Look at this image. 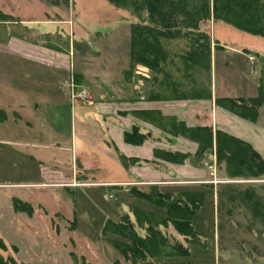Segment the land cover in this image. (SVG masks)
I'll list each match as a JSON object with an SVG mask.
<instances>
[{"label":"rangeland","instance_id":"obj_1","mask_svg":"<svg viewBox=\"0 0 264 264\" xmlns=\"http://www.w3.org/2000/svg\"><path fill=\"white\" fill-rule=\"evenodd\" d=\"M145 17L144 12L137 14L107 0H0V97L28 101L34 97V86H40L48 100L40 103L38 109H25L24 113L31 112L33 118L41 117L43 121L45 118L47 124L52 123L56 134L67 137L64 143H69L72 135L78 143L76 134H79L81 144L88 146L74 156L70 150H61L62 159L73 168L61 181L55 178L56 173L48 171L44 179L48 186L0 185V240L4 246L0 248V255L4 259H12L14 264H133L110 241L127 240L113 233L104 234V222L118 221L124 210L132 212L134 207L165 216V211L136 196V190L147 191L149 185L130 189L105 182L110 177L118 178L121 166L106 164L117 158L111 150L109 157L105 149L109 142L104 139L101 127H108L107 116L100 113L94 118L93 101L89 100H96L92 95L97 90H102L99 100L124 101L131 97L143 105L155 100L149 98L151 87L156 86L154 72L141 63L129 64L130 25ZM199 28L210 39V73L196 69L193 74L197 86L209 88L211 97L157 100H163L159 103L164 105H160L162 109L174 110L176 119L188 115L192 121L215 122L211 127L219 128L225 123L232 128V122L224 117L223 110H229L217 105L213 97L257 94L259 77L264 71V38L212 18L200 23ZM176 65L182 68L181 63ZM126 70H130L129 77ZM77 72L84 76L82 82L74 79ZM176 78L186 82L182 73ZM12 80L15 82L11 86ZM87 81L90 85L95 81L98 86L91 87ZM71 84L76 90L85 88L88 98L73 104L65 102L63 98L66 93L70 97ZM186 99L191 104L198 103L202 111L190 112L188 108L178 113V104L182 106ZM212 100L215 108L219 107L218 114L214 113ZM126 106L130 107L114 103L112 117L122 123L123 112L127 110L121 108ZM90 117L98 123L88 124ZM7 132V129L0 130V137H5ZM251 132L260 135L264 132V105L258 108ZM19 133L13 129L12 136L17 137ZM3 140L0 141L1 180L9 183L44 178L38 163L24 156L30 152L29 147ZM252 142L258 146L255 140ZM259 143L264 146V140L260 139ZM262 148L259 153L264 158ZM190 161L172 167L165 177L170 183L187 181L184 185H167L173 192L205 194L204 203L194 218L195 229L200 234L189 240L170 224L160 226L169 235L170 245L164 247L166 254L142 264H264V175L229 177L211 155ZM51 169L58 167L51 166ZM69 174L74 177L75 185H69L72 181L66 180ZM246 189L263 205L258 208V214L240 198ZM129 216L134 218L132 214ZM139 232L143 234L142 230ZM176 241L186 248L185 252L171 246Z\"/></svg>","mask_w":264,"mask_h":264},{"label":"trees","instance_id":"obj_2","mask_svg":"<svg viewBox=\"0 0 264 264\" xmlns=\"http://www.w3.org/2000/svg\"><path fill=\"white\" fill-rule=\"evenodd\" d=\"M107 1L115 6L131 9L137 14H146L143 20L130 25V64L141 63L154 72L153 81L156 86L151 87L150 99L211 97L209 88L197 86L193 74L196 69L203 70L207 75L210 73V39L206 32L200 30V23L212 18L237 30L264 37L263 0ZM175 59H178L176 63H181L182 68L176 65ZM125 73L130 76V70ZM181 73L186 82L176 78ZM74 79L79 81L77 75ZM257 86L255 96L216 97L215 103L242 118L255 121L258 108L264 105V71ZM135 113L170 134H180L197 143L193 155L155 150V155L163 159L182 162L186 158L202 160L206 155H214L215 163L222 165L229 177L259 178L264 175V158L249 142L238 136L220 128L213 129L209 125L188 126L175 116L162 115L157 110H138ZM5 117L4 110L0 108V120ZM124 137L130 142H140L145 135L139 133L137 127H133L131 132H125ZM136 196L163 208L165 216L134 207L131 212L133 219L126 213L118 221L107 219L102 227L104 234L113 233L127 240L110 241L133 264L148 263L151 259L166 254L164 247L170 245L169 235L160 226L170 224L185 239L191 240L199 236L194 218L204 203L203 192H162L150 186L147 191L136 190ZM240 198L254 214H258V208L263 206L255 200L250 189L244 190ZM171 246L179 247L181 252L186 251L177 241ZM0 248H4L1 240ZM11 263L14 264L12 259H4L0 255V264Z\"/></svg>","mask_w":264,"mask_h":264},{"label":"crops","instance_id":"obj_3","mask_svg":"<svg viewBox=\"0 0 264 264\" xmlns=\"http://www.w3.org/2000/svg\"><path fill=\"white\" fill-rule=\"evenodd\" d=\"M141 68L145 69V67L142 66ZM75 75L78 76L80 82L83 81L82 78H84V76H82L81 73L77 72L75 73ZM86 78L89 79L87 76ZM14 82L15 81L12 80L9 83L11 85V83ZM87 82L88 83L86 84H88L91 87L93 85L98 86L95 81L93 85H90L89 81ZM34 87L35 89L32 90V93H34V97L28 99V101L24 99L14 100V98H12L11 101L7 99V97H0V108L3 109L6 114L5 119L2 121L0 120V130L3 131L7 129L8 131L5 137H0V141L1 139L3 140L5 138L8 144H14V145L16 144L17 146L29 147L30 152L25 153L24 156L25 157L27 156L29 160H33L38 163L40 171L43 172L42 176L44 178L40 181H12L9 183H5V181L0 179V185L7 184L9 186L10 185L17 186L21 188H24L23 186L25 187L36 186V188L41 186H48L44 181V179H46L48 176V171H50V173L51 171L56 173L55 178L61 181L64 178L65 173L72 172L71 170L72 167L71 166L69 167L67 163L64 162V160L62 159L61 150L62 149L70 150V155L72 154L74 156L77 155L79 152H82L84 149L86 148L88 149L87 145L81 144L82 140L79 134H76V137L79 138L78 143L76 142L75 139L73 140V135L71 136L69 143H64L67 137H63L62 135L56 134V132H54L53 129V127L55 128V126H52V123L47 124L45 118L44 121L41 119V117L38 119L33 118L31 112L26 111L24 113L25 109H28L29 111L31 109H38L40 103H43L44 101L48 100V98L41 93L40 86L38 87L34 86ZM91 87L90 90L92 89ZM101 92L102 90H100V92L97 90L96 93L92 95L94 97H97L96 100L93 97H92L93 99H89V100L93 101L91 106L93 109L94 118L95 116L98 117L99 115H101L100 113H102L104 116H107L106 122L108 123V127L106 128L105 125L104 128L103 126L101 127L104 133V139H106L109 142L108 147H106L105 149L107 153H109L110 150L112 152H115L117 154V158L113 157V161L108 162L106 164L117 165L119 163V165L121 166V168L118 169L121 172L120 176L118 178L110 177V179L105 182L113 186L118 185L124 188L129 186L130 189L133 188L134 186H136V188L139 189L142 185H149L155 187V189L160 190L162 192H173V190L172 191L170 190L171 188L169 189L167 188L168 187L167 185L186 184L187 181L185 180H179L170 183V181L166 180V177L169 176L167 173L170 172V169L172 167L176 165L180 166L186 164V162L191 163L190 159L186 158L182 162L168 161L166 159H163L155 155V150H163L169 152L177 151V152L188 153L190 155H193L197 149V143L186 136L180 134L179 135L170 134L165 130L159 128L157 125L144 120L142 117H139L135 113L138 110H157L165 115L166 114L174 115L175 114L174 110L171 111L170 109H164V108L162 109L160 105L161 106L164 105L159 103L162 102L163 100H157V99L151 100L144 105L142 101L135 100V98H131V97H130L131 100L130 98H126L124 101L123 100L116 101L110 98H103L99 100L100 98L98 94ZM107 93H109V91H107ZM142 96L143 95L141 94L139 97L142 98ZM214 99L215 97H213V100ZM63 100L65 102H69L70 104L79 101L76 99H71L70 97H68L67 93L66 95H64ZM213 100H212V106L214 108V113L218 114L219 110L217 108L219 107L215 108L216 106L213 105L214 104ZM189 101L190 99H186V102L183 103L182 106L178 104L179 107L178 113H180V111L185 112L187 111L186 109L188 108H190L189 109L190 112L199 111V110L202 111L201 108L198 106L199 105L198 103L191 104V102ZM197 101L203 103L201 100H197ZM116 102L120 104L121 103L129 104L130 106L129 108L128 106L121 108L122 110H127V112H123L125 116L123 117L124 121L122 123L120 120H116V118L112 117L113 112H115V110L113 109V104L114 103L116 104ZM175 104H172V106L176 107ZM223 111H225L224 117L228 118L227 120L232 122L230 126L232 128H229L228 125L225 123H224L225 125L221 123V127H219L220 129H223L228 133H231L235 136H238L246 140L258 151L260 150V148L263 149L262 147L264 146L261 147L259 141L260 139L264 140V132H260L261 135L254 134L253 132H251V128L254 125V121H250L248 119L242 118L234 114L233 112L231 113L226 110ZM44 113L45 112H43V115H45ZM128 114L129 117H126ZM89 119L91 121H89L88 124L91 123L94 126L95 124L98 123L96 119H93V117L92 118L90 117ZM112 119L113 122L111 121ZM177 119L184 121V123L188 126H194V125L211 126L213 124L211 120H209L208 124L204 122L192 121L188 117V115L179 116ZM76 124L77 123L74 120V126ZM71 125L73 129V123H71ZM49 126H51L52 128L51 130L49 129ZM133 127H137L138 132L145 135V137L140 142H130L127 141L124 137L125 132H131ZM217 127L218 126H212L213 129H216ZM13 129L15 130L18 129L20 131L18 135L19 137L12 136ZM26 135L29 136L27 137ZM252 140H255V142L258 144L259 147L254 145ZM107 155L111 157L110 153ZM211 156L214 157V155ZM46 164L49 166H47ZM51 166L54 167L57 166L58 169L53 170L51 169ZM74 168L76 170V165ZM65 178L69 182L72 181L71 184L69 185H75L73 184L74 177H72L71 174L67 175ZM177 192H181V191H177ZM173 193L176 192L174 191ZM155 207L165 211L163 208L159 206L155 205ZM124 211L125 214L126 213L130 215L132 214L131 212H129L130 210H124Z\"/></svg>","mask_w":264,"mask_h":264},{"label":"built area","instance_id":"obj_4","mask_svg":"<svg viewBox=\"0 0 264 264\" xmlns=\"http://www.w3.org/2000/svg\"><path fill=\"white\" fill-rule=\"evenodd\" d=\"M70 98L76 100H84L88 98V91L86 89L76 90L73 84L70 85Z\"/></svg>","mask_w":264,"mask_h":264}]
</instances>
